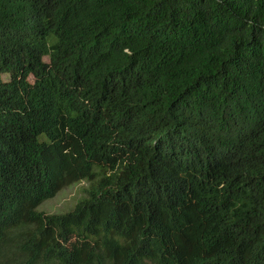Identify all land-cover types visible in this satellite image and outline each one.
I'll use <instances>...</instances> for the list:
<instances>
[{
  "label": "trees",
  "instance_id": "obj_1",
  "mask_svg": "<svg viewBox=\"0 0 264 264\" xmlns=\"http://www.w3.org/2000/svg\"><path fill=\"white\" fill-rule=\"evenodd\" d=\"M0 264H264V0H0Z\"/></svg>",
  "mask_w": 264,
  "mask_h": 264
},
{
  "label": "rangeland",
  "instance_id": "obj_2",
  "mask_svg": "<svg viewBox=\"0 0 264 264\" xmlns=\"http://www.w3.org/2000/svg\"><path fill=\"white\" fill-rule=\"evenodd\" d=\"M87 187L85 183L71 185L44 202L38 209L46 214H61L71 210L75 204L84 197L82 190Z\"/></svg>",
  "mask_w": 264,
  "mask_h": 264
}]
</instances>
